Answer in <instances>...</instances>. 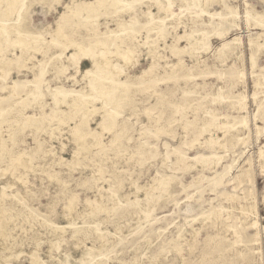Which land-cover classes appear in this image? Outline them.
Masks as SVG:
<instances>
[{
  "label": "rangeland",
  "instance_id": "374dc122",
  "mask_svg": "<svg viewBox=\"0 0 264 264\" xmlns=\"http://www.w3.org/2000/svg\"><path fill=\"white\" fill-rule=\"evenodd\" d=\"M75 1L92 0H25L4 16L0 264H81L85 248L86 264H264V18L245 17L244 0H226L238 18L219 0H138L131 12L90 18L71 14ZM246 1L264 13V0ZM17 24L28 31L22 39ZM57 26L66 42L86 46L112 31L121 49H137L130 68L108 54L129 83L111 104L113 120L104 100L90 103L88 61L78 71L65 58L71 50L46 43L20 52L15 40ZM54 88L78 93L76 105H57Z\"/></svg>",
  "mask_w": 264,
  "mask_h": 264
},
{
  "label": "bare ground",
  "instance_id": "6f19581e",
  "mask_svg": "<svg viewBox=\"0 0 264 264\" xmlns=\"http://www.w3.org/2000/svg\"><path fill=\"white\" fill-rule=\"evenodd\" d=\"M24 1L25 0H9V2L7 1L9 4L7 10L6 9H0V33L3 34L4 39H6V37H7V39H9V33H11L10 32L11 30H8V27L4 26L5 25L4 23L6 20V17H4V16H9L10 14H12L11 12H13L14 10H17L16 12L19 13L18 11L21 8H23V5H24L23 2ZM137 1L138 0H92V1H88V2H84V1L76 2L75 1V3L72 4L73 7H71V14L79 15V14L85 13L86 17L90 18V17H94L97 12L103 11V13H105L110 8L111 9L114 8V10H120L121 13H123V12L128 13L134 9L132 7V5H133L132 2L137 3ZM153 1L155 3L160 2L159 0H153ZM202 1H201V3H202ZM244 1H245L244 2V5H245L244 13L246 14L245 17L248 18L249 15H252L253 17L258 16V17L264 18V13H261L258 10H256L253 4L248 3L246 0H244ZM218 2H220L227 10H230L234 14V16L236 18H238L239 11H238V7L236 5L232 6V5L228 4L226 0H219ZM2 4H3V2H2ZM160 7L165 12H167V14H169V13L173 14L174 13L173 10L167 11V8H165L164 5L160 4ZM16 12H14V13H16ZM149 12L150 11H148V18L151 19V21H152V25L150 24L151 27L149 26L150 27L149 31H155V30L157 31L158 25L154 24V22L156 20L152 17V15ZM117 13H118V11H117ZM18 23H20V20ZM127 24H129V22L122 24V26H120V27H123ZM17 25L14 27L15 29L13 31H14L15 35L17 34L18 36H21V39H22L25 35L24 33H26V32L28 33V31L23 29L22 27H20V25H18V26ZM121 34L122 33H120V35H119V34L112 32V31H110L108 33L104 32V33H101L100 35L96 34L97 38L95 40H93L91 43H89L88 45L84 46V45L79 44V43H74L73 41H67V42L64 41L65 36H64L62 30L60 29V27L57 26L56 29H51V30L44 31V32L40 31V32L35 33L34 35L30 36L31 39L29 40V42L23 43L24 45H22V40H21V44H20V40H19L20 38L18 39L19 41H17V40H15V41L19 43L18 45L20 47L21 53L27 52L28 49H34V50H37L38 52L41 51L42 46L39 45L40 43H46V44H51L54 46H60V47H63V49L66 51L71 50V53L67 54L65 56V58L68 62L74 63L75 67L77 68L76 70H78V71H79V67H80V61L81 60L88 61L90 66L84 70V72L82 74V79L86 82V85L89 86V89L86 91L87 95L89 97L91 95L94 96L91 99L90 103L96 99L104 100V103L102 104V108H106L107 117L109 119L113 120L114 116L111 113L113 110L111 104L114 102V100L115 101L117 100L119 95L121 97L125 96V95H123V93L128 92L129 83L127 82V79L122 80V79L118 78V76L120 75V69L114 65V63L111 60V57L108 56V54H112V55L115 54V56L120 59L121 63L123 65L129 67V68L133 64L136 63L135 57L138 54L137 49L135 47H127L125 49L120 48L118 41L119 40L123 41L122 40L123 36L121 37ZM101 36H104L103 39ZM27 39H28V37H27ZM203 39H204V35H202L201 39L196 40L194 43H190V46L186 47V49H192L193 50V48L195 46H197L198 44H200V42H202ZM239 40H240V38L238 36H233L228 42L233 43V44L234 43L238 44ZM11 43H13V41ZM13 44H14L13 47H15V43H13ZM248 44L250 45L251 41H249ZM110 46H114L113 49H115L114 51H111V53L108 52L106 49L107 47H110ZM224 46H225V44H222V47H224ZM76 57H77V60L75 59ZM181 63H182V59H178V64H181ZM249 64H250V68H252V69L256 68V65H257L256 64V58H255L253 52L250 53ZM149 70H150V67L147 69H143L140 76H145L149 72ZM37 77L38 76H36V79H37ZM28 92H30V94L33 95L34 100H37L38 97L40 96V92H42V91L35 84L32 83V87H30L28 89ZM75 92H78V91H75ZM52 95L54 98L53 101L57 105L59 103L65 104L66 101L68 100V98L71 99L72 105H74L75 104L74 102H76L78 97L80 96L78 93H74L72 96L69 95V97H68V94L62 93V91H60L58 88L53 89ZM84 103H86V102H84ZM67 105L68 104H66V106ZM69 105L71 106V103ZM97 108L98 107H96V106L93 107L94 110ZM80 111H79V113H80ZM91 112H92V108H91ZM94 112L95 111H93L92 113H94ZM87 113H89L88 110H87V112H85V114H87ZM85 117H86V115H85ZM82 118H84V117H82ZM216 120H217V117L214 119V121H216ZM186 122H187V120H186ZM221 124H224V122L220 123V125H219L220 128L223 126ZM91 134H92V132H91ZM93 136H95V133L93 134ZM93 140H96L95 142H93V144L94 143H96V145L99 144L98 143L99 138L98 139L95 138ZM203 160H205V159H203ZM156 185H157V181L155 180L150 185V187H154ZM88 205H89V207H88L89 212H91L93 207L90 204H88ZM70 211H72V209H70ZM248 215L253 216L254 219L258 216L254 210V205H251L249 208H247L246 217ZM256 220H253V224L256 223ZM55 229L57 231L59 230L60 232H62V230H64V226L57 225V226H55ZM51 231H52V229H51ZM53 232H52V234H54ZM8 249L11 250L12 248L9 247ZM50 249H51V247L48 248V251H50ZM58 258H60L59 259V261H60V260H64L66 258V256L64 255L62 258L59 256ZM89 258H90V254L88 253V249L85 248L84 250L80 251V255L78 257H75L74 260H76L77 262H79L81 264H86L88 262ZM31 263L32 264H40V262L33 257L31 258ZM94 264H97V263L95 262Z\"/></svg>",
  "mask_w": 264,
  "mask_h": 264
},
{
  "label": "crops",
  "instance_id": "0c3cea01",
  "mask_svg": "<svg viewBox=\"0 0 264 264\" xmlns=\"http://www.w3.org/2000/svg\"><path fill=\"white\" fill-rule=\"evenodd\" d=\"M257 61V60H256ZM248 62H249V57H248ZM258 62V61H257Z\"/></svg>",
  "mask_w": 264,
  "mask_h": 264
}]
</instances>
